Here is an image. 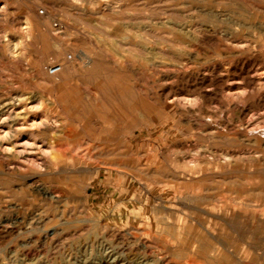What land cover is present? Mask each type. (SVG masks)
<instances>
[{
	"label": "rangeland",
	"instance_id": "obj_1",
	"mask_svg": "<svg viewBox=\"0 0 264 264\" xmlns=\"http://www.w3.org/2000/svg\"><path fill=\"white\" fill-rule=\"evenodd\" d=\"M0 264H264V0H0Z\"/></svg>",
	"mask_w": 264,
	"mask_h": 264
},
{
	"label": "built area",
	"instance_id": "obj_2",
	"mask_svg": "<svg viewBox=\"0 0 264 264\" xmlns=\"http://www.w3.org/2000/svg\"><path fill=\"white\" fill-rule=\"evenodd\" d=\"M69 57H71V56H69ZM61 68H62V64L52 63V64L47 65L46 70L49 74L55 75L58 72H60Z\"/></svg>",
	"mask_w": 264,
	"mask_h": 264
},
{
	"label": "bare ground",
	"instance_id": "obj_3",
	"mask_svg": "<svg viewBox=\"0 0 264 264\" xmlns=\"http://www.w3.org/2000/svg\"><path fill=\"white\" fill-rule=\"evenodd\" d=\"M61 70H62V68H61ZM61 70H60V71H61ZM220 220H221V219H220ZM118 238H119V237H118ZM176 250H177V249H176ZM175 252H176V251H175ZM227 260H228V259H227Z\"/></svg>",
	"mask_w": 264,
	"mask_h": 264
}]
</instances>
